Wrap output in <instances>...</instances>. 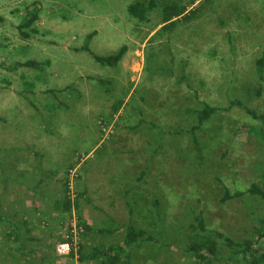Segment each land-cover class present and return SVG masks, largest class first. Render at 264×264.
Segmentation results:
<instances>
[{
  "label": "rangeland",
  "instance_id": "obj_1",
  "mask_svg": "<svg viewBox=\"0 0 264 264\" xmlns=\"http://www.w3.org/2000/svg\"><path fill=\"white\" fill-rule=\"evenodd\" d=\"M137 1L0 0V225L10 229L6 210L17 213V204L42 233L23 244L1 230L0 264H56L68 213L52 208L57 199L64 207L71 163L75 194L81 179L91 187L95 225L112 228L111 204L128 202L135 219L116 222L165 243L133 246L128 264H196L187 249L196 213L234 240L258 235L259 198L221 199L227 188L264 180V143L246 128L261 125L246 109L264 103L256 64L264 56V0H168L195 11L159 33L161 9L139 22L128 11ZM31 4L37 31L24 39L18 27ZM123 45L116 66L85 49L109 55ZM28 60L41 65L15 67ZM205 103L218 111L194 136V110ZM124 233L99 231L93 244L118 246Z\"/></svg>",
  "mask_w": 264,
  "mask_h": 264
},
{
  "label": "trees",
  "instance_id": "obj_2",
  "mask_svg": "<svg viewBox=\"0 0 264 264\" xmlns=\"http://www.w3.org/2000/svg\"><path fill=\"white\" fill-rule=\"evenodd\" d=\"M189 5L180 4L178 2H169L168 0H138L128 6L129 14L139 22L149 21V13L156 9H161L163 15V22L161 28L156 32L159 33L162 30L172 31L179 21H188L192 18V13L195 10H189ZM29 17L26 18L19 25V32L22 38L29 39L33 32L35 33L37 29L34 27L35 22L39 18V11L35 4H31L28 7ZM3 18L0 16V21ZM85 49L90 51L94 59L106 66H116L124 58L127 53V46L123 45L119 50L109 55H99L90 50L89 46H85ZM257 70L262 79H264V56L257 60ZM40 66L41 64L36 60H28L26 62H18L15 67L20 66ZM105 83L106 80H100ZM260 94L261 92L258 91ZM233 105L239 104L243 106L240 101H233ZM247 112L252 115L253 118L261 122L260 126H249L246 127L247 130L252 134H257L264 143V103L258 109L247 108ZM218 108L205 103L204 107L198 110H194L197 116V124L190 131L196 136V130L200 129L205 122H207L216 112ZM196 139V138H195ZM74 166L70 165L69 168ZM69 176V170H68ZM69 177L66 178L65 187V197H64V212L71 214L72 201L69 198L67 192ZM251 195L253 197L259 198L264 204V180L262 183H252L250 187L246 190H236L235 192H230L229 189H225L224 195L222 196V201L231 200L235 198H241L244 195ZM81 196L80 193H76L75 202L78 206V198ZM4 208L1 204L0 199V215L3 214ZM82 216L79 215L80 221L84 224L86 232L83 237L80 249V259L82 264L87 260L88 254L84 251V239L91 229L89 225L83 222ZM7 219L8 216H7ZM195 221L190 224V228L187 232L188 245L187 249L194 256V261L196 264H264V215L259 221L260 226L256 228L258 235L254 238H245L244 240L237 241L228 235L207 226L205 219L201 213H196L194 217ZM5 220V218H4ZM8 221V222H7ZM5 220L8 226H11V230L8 233V239L14 238V241H20L24 244L25 237L19 228L18 222L13 220ZM28 225V222L25 221ZM117 229H106L102 230L105 233H116L120 229H125L124 239L118 246H110V249L99 250V255L104 252V258L100 264H117L118 260L123 257V260L128 264L129 255H131V250L133 246H140L144 241H151L160 247L165 246L160 239L149 233L143 228H139L132 222L129 223H117ZM65 240V238L63 239ZM21 244V246L23 245ZM107 259V260H106ZM122 259V258H121Z\"/></svg>",
  "mask_w": 264,
  "mask_h": 264
},
{
  "label": "crops",
  "instance_id": "obj_3",
  "mask_svg": "<svg viewBox=\"0 0 264 264\" xmlns=\"http://www.w3.org/2000/svg\"><path fill=\"white\" fill-rule=\"evenodd\" d=\"M103 141L104 140L101 139L97 144H99L100 142L102 143ZM76 163H78V162H76ZM64 165L65 164H63V166ZM70 165H73V163H71ZM84 174L85 173H83V177H84ZM77 189H78V193L81 194V196L78 198V200H79L78 204L79 205L76 206V203H73L71 214H72V211L79 210L81 212V216H82L81 218L83 219V222H85L91 228L88 231V233H87V235H86V237L84 239V243H83L84 247H85V245L89 244V248L88 249H87V246H86V248H84L85 252H86V249H87L86 253L88 254L87 260H85L84 264H100V262H102V258H104L103 256L105 254H104V252H101V254L99 255V250L101 248L102 251H104L105 248L98 247V246L96 247V245L93 244V240L95 241L94 235H95V233H97L99 231L101 233L107 234V235L108 234L109 235H113L114 233L102 232V230H106L108 228L107 227L103 228V227H100L99 225H95L99 221V219H98V216L96 215V213L93 212V210H92V209H95V208H94V206H92L91 201H90V192L92 190H90L91 187H89V183L83 182L82 179H81L79 184H78V188ZM125 192H126V190H125ZM60 203H61V201H59L58 199L55 200V204L53 205V208H52L55 213L56 212H58L60 214L64 213L63 212V208L64 207L62 208ZM120 205H122L123 208H120ZM111 206H112V210H113L112 212H115L114 220L119 221V222H124V221L126 222L128 220L130 221L131 217H134V219H135L134 207H133V205H131V203H128V202H123V203L121 202V203H118V204H114L113 203V204H111ZM15 207H19L18 212L16 213V210H15L14 207L12 208L11 212H9V209L6 210L9 219H7V215H6L5 216V220L6 221L7 220H13L14 222H18V224H19L18 226H19V228H21V232L26 234V237L24 235L23 236L25 238H28V239L33 240L35 242L36 239L40 238V235L42 234L40 232L39 228H38L39 227L38 223H36L35 218L27 221V217L28 216L27 215H23L24 213L22 212V209L20 208V206L15 204ZM47 207L46 206H42V209H43L42 212L43 213L48 214V212H47L48 208ZM95 207H98V206L95 205ZM33 209L34 210H32V213H30L31 216L33 215L34 211H37V209H35V208H33ZM117 212H121V213H117ZM141 212H142V210H141ZM19 213H21V214L19 215ZM70 215H68V217H70ZM118 215H122V217L119 218ZM59 216L60 215H57V217H59ZM25 221L28 222V225L25 224ZM116 221H114L113 227L109 228V229H113L114 230V229L118 228ZM1 230H4L5 238H7L8 233L11 230V226H10V229L7 230L6 227H3V226L0 225V231ZM45 233L49 237H51L53 235L51 230L49 232H45ZM0 236L2 237V235H0ZM110 248H111L110 246L106 247V249H110ZM109 251H110V254H111V252H112L111 249ZM121 258H120V260L117 261L118 262L117 264H120L121 262H124L123 257H121ZM69 262H70V258L69 257H59L57 262H56V264H69Z\"/></svg>",
  "mask_w": 264,
  "mask_h": 264
},
{
  "label": "built area",
  "instance_id": "obj_4",
  "mask_svg": "<svg viewBox=\"0 0 264 264\" xmlns=\"http://www.w3.org/2000/svg\"><path fill=\"white\" fill-rule=\"evenodd\" d=\"M79 177L77 168H71L69 170V191L67 192L69 198H71L72 204L75 202V182ZM49 224V223H48ZM59 233L63 236L61 240H58L55 244V253L57 257H69V264H82L81 263V243L83 241L86 228L80 221L77 212L74 210L67 220H62L59 226ZM65 238V240H63Z\"/></svg>",
  "mask_w": 264,
  "mask_h": 264
}]
</instances>
